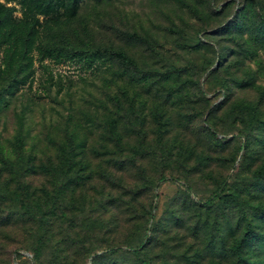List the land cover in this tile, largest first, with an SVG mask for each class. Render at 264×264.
<instances>
[{
    "label": "rangeland",
    "instance_id": "1",
    "mask_svg": "<svg viewBox=\"0 0 264 264\" xmlns=\"http://www.w3.org/2000/svg\"><path fill=\"white\" fill-rule=\"evenodd\" d=\"M73 1L0 0V264H264V0Z\"/></svg>",
    "mask_w": 264,
    "mask_h": 264
},
{
    "label": "trees",
    "instance_id": "2",
    "mask_svg": "<svg viewBox=\"0 0 264 264\" xmlns=\"http://www.w3.org/2000/svg\"><path fill=\"white\" fill-rule=\"evenodd\" d=\"M73 1V0H72ZM74 4L77 2L76 0L73 1ZM1 20V18H0ZM88 52L91 54H96L98 52H102L106 55H109L111 57L116 58L120 63L128 66V67H135L136 66V62L135 60L130 57L127 53L119 50V49H114L112 47H107V46H103V47H95V48H91L88 49ZM124 95H126L125 92H123ZM108 126H109V131L111 133L115 132V126H116V121L115 120H110L108 122ZM245 134H247V131L244 132V136ZM245 147V143L242 142L241 143V148ZM63 153H64V157L65 160L67 162V164L71 165V158H72V151L71 149L66 150L65 148L62 149ZM22 161L24 163L27 162V160H23ZM29 163V162H28ZM174 178L173 177H168L165 174H160L158 179L156 180L155 184H154V191L152 194V201L151 204L149 205V208L146 210V214H147V221H151L154 217V213L153 211L156 209L157 207V197H158V188L160 187L162 182L171 180ZM186 190L188 192L190 191V187L186 185ZM229 190V191H228ZM230 185L229 182L227 181V178H224L216 187L215 189L212 191V193L202 201V204L206 207H210L211 205H213L216 201H222V202H228L230 204H236V206L238 207V209L241 212V218L245 221V226H246V231L243 233V235L241 236V238L239 240H237V242H235V244L232 246V251L235 255H238L241 247L245 241V239H247L248 236V230L251 227V223L250 220L246 214V212L244 211V209L246 208L245 205H242L240 201H238V199L240 198V196L237 193H232L230 191ZM26 192V190L23 191H15L13 193V198L15 200H17L21 206V208L23 209V211L25 213H32L31 210L29 209L28 204L25 202V200L23 199V195ZM230 192V193H228ZM241 204V205H240ZM235 206V205H234ZM245 207V208H244ZM34 217H37L34 215ZM38 221H40L43 225H45L47 223V221H45L43 219V217H39L37 218ZM149 227L146 226L145 227V232H144V236L139 239L136 243L132 244V243H127L125 244V246H116V247H110L108 249H106L105 251H103L102 253H97L94 252L93 253V258L94 260L99 259L100 257L104 256V255H114V254H122V255H128L131 258V264H152L150 263L149 260L144 259L143 257H141L140 255V251L141 249L149 242V238L147 237V231H148ZM45 242H46V237L44 236H40L37 239L36 245L33 247L32 252H33V259L36 262V264H53V260H49L48 262H44L42 263L41 260V255H42V251L45 247Z\"/></svg>",
    "mask_w": 264,
    "mask_h": 264
}]
</instances>
